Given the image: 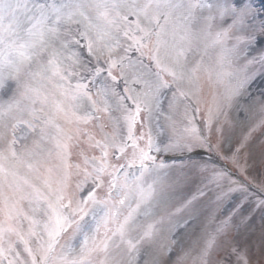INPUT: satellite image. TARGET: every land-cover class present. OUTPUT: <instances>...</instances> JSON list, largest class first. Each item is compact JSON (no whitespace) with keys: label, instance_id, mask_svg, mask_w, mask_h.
<instances>
[{"label":"rangeland","instance_id":"obj_1","mask_svg":"<svg viewBox=\"0 0 264 264\" xmlns=\"http://www.w3.org/2000/svg\"><path fill=\"white\" fill-rule=\"evenodd\" d=\"M12 1L0 0V150L9 155L0 153V264L47 259L65 225L52 192L70 193L72 212L85 208L53 264H264L260 3L89 0L86 18L102 26L87 27L67 8L53 17L66 0H17L69 50L46 74L45 51L14 58L19 37H8L7 15L21 4L4 5ZM28 80L38 86L31 95ZM191 101L201 117H191ZM140 131L169 167L122 168L104 181ZM10 159L30 179L13 176Z\"/></svg>","mask_w":264,"mask_h":264}]
</instances>
